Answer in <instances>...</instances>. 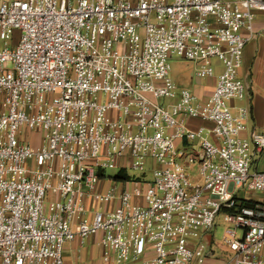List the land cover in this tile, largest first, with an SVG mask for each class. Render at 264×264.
Wrapping results in <instances>:
<instances>
[{
  "label": "built area",
  "instance_id": "2783aa9c",
  "mask_svg": "<svg viewBox=\"0 0 264 264\" xmlns=\"http://www.w3.org/2000/svg\"><path fill=\"white\" fill-rule=\"evenodd\" d=\"M258 11L264 0L0 1V264H65L66 242L96 234L106 262L210 264L203 235L220 214L222 264H264V203L240 195L264 192L240 75ZM173 55L216 76L208 96L172 80ZM109 166L129 178L104 187Z\"/></svg>",
  "mask_w": 264,
  "mask_h": 264
},
{
  "label": "crops",
  "instance_id": "0c3cea01",
  "mask_svg": "<svg viewBox=\"0 0 264 264\" xmlns=\"http://www.w3.org/2000/svg\"><path fill=\"white\" fill-rule=\"evenodd\" d=\"M3 1V0H0ZM9 1V0H6ZM257 19H256V29L260 30L264 26V12L258 11L257 12ZM261 37H264V30L259 34L256 35L254 38H252L250 41H252L251 46L253 45V42L258 44V48L256 47L257 54L254 56V53H251L250 48L248 49L247 44L244 48V55H243V65L240 70V75L246 82V84L249 86L248 88V94L245 100L241 101L244 104H248L251 107V117L249 119V126L251 129H254L256 131H261L264 130V98L261 92V86H264V78L261 75H258L257 78H255V72L259 71L264 68V52L259 54V48H260V40ZM246 49V50H245ZM248 50V51H247ZM246 51V52H245ZM252 56V57H251ZM245 61L249 63L246 68L244 69V64ZM204 78V77H203ZM207 79V84H198L195 87L194 91L196 94H198L200 97L204 98L208 96L211 91L214 88L215 82H216V76L212 77H205ZM191 90V89H190ZM234 103H240V101H234ZM194 126L197 125H210L209 122L201 121V120H193ZM264 160V149L260 153L258 157H256V162L253 166L254 169H257L259 171H264V165L260 166V162ZM131 171V170H130ZM139 172V171H138ZM152 176L151 169L148 168L144 172H140L139 175L136 174H131L130 173V179H135V178H144V179H149ZM111 181V180H110ZM104 187L109 184V181L107 183L106 180L102 181ZM132 186V184H130ZM249 195H245V199L249 200H254L257 202H262L264 203V192L260 191H249ZM95 205V203H93ZM115 204H117L116 201L112 202L111 206L114 207ZM217 225V224H216ZM215 225V226H216ZM211 231H206L204 232V235L211 233ZM204 235H203V240H204ZM99 238L100 235H92L85 240H81L80 238H76L72 241H68L64 245L63 249V255H64V262L65 264H95L92 262V258L96 253H99L101 258L102 254L104 252L103 247L99 244ZM91 241V255L88 253V250H86L87 243ZM204 243L207 245L208 249L211 252V256L209 258L210 264H222L224 260L229 256L230 251L228 247L224 244L222 246H217V244L212 245L210 242L204 240ZM224 255V258L220 257V254ZM103 264H116L114 261L106 262L104 260ZM128 264V263H127ZM130 264H136V263H130Z\"/></svg>",
  "mask_w": 264,
  "mask_h": 264
},
{
  "label": "rangeland",
  "instance_id": "374dc122",
  "mask_svg": "<svg viewBox=\"0 0 264 264\" xmlns=\"http://www.w3.org/2000/svg\"><path fill=\"white\" fill-rule=\"evenodd\" d=\"M251 44H252V41H250L247 44V47H248V49L250 48L251 53H254V56H255L257 54V51H256L255 48L256 47L258 48V44L255 45L254 42H253L252 46H251ZM259 44H260L259 54L261 56V54L264 52V37L263 38L261 37V40H260ZM168 63H169V66H170L169 75L172 78V80L178 86L189 88L191 90H195V87L198 84L201 83L203 85H206L208 83L207 79L205 77L203 78V77H198V76L195 75L196 63L193 60L185 59L183 57H179L177 55H173V56L169 57ZM248 65H249L248 61L247 62L245 61V64H244V69L245 70H246V68H248L247 67ZM217 69H219V67ZM255 75H256L255 78H257L258 75H261L264 78V68H262L259 71V74H258V71H256ZM261 92H262V95H263V98H264V86H261ZM33 136H34V138L36 140L35 143L38 144L39 143V135L37 133H35ZM263 165H264V160L262 159V161L260 162V166H263ZM194 168L197 169V167H193V172H192L193 176H194ZM118 172H119V168H117V167L109 166V167L105 168V170L103 171V176L106 177L105 180L107 181V183H108L110 178L114 179ZM129 172L132 175L133 174H136V175L140 174V172L135 171V170H131V171L129 170ZM249 194L250 193L247 190H242L241 193H240V195L243 196V197L245 195H249ZM215 224H217V225L215 227H213L212 232L204 235V240L208 241V243L210 242L212 245L217 244V246H222V244H223V234H224V230H225V227H226V224L223 221L222 214H220L217 217V219L215 221ZM241 234H242V230H239V235H241ZM85 248H86V250H88V253L91 255V250H90L91 241H89L87 243V246ZM220 257L224 258V255L221 253ZM102 260L103 259L101 258L99 253H96L94 255V257L92 258V262L95 263V264H103ZM121 264H127V263H121Z\"/></svg>",
  "mask_w": 264,
  "mask_h": 264
},
{
  "label": "trees",
  "instance_id": "16d2710c",
  "mask_svg": "<svg viewBox=\"0 0 264 264\" xmlns=\"http://www.w3.org/2000/svg\"><path fill=\"white\" fill-rule=\"evenodd\" d=\"M127 178H129V175L125 171H119L117 173V175L115 176L116 180H123V179H127ZM244 201H245V204L250 205V206L257 203V201L249 200V199H245Z\"/></svg>",
  "mask_w": 264,
  "mask_h": 264
}]
</instances>
